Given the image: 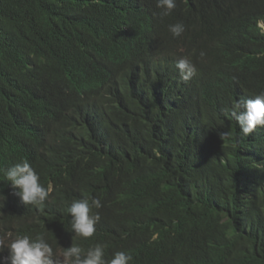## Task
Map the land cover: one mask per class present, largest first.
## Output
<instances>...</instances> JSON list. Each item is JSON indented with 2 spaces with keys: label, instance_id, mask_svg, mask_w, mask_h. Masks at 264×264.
Here are the masks:
<instances>
[{
  "label": "trees",
  "instance_id": "1",
  "mask_svg": "<svg viewBox=\"0 0 264 264\" xmlns=\"http://www.w3.org/2000/svg\"><path fill=\"white\" fill-rule=\"evenodd\" d=\"M160 12L156 0H0V235L44 232L58 252L103 243L131 264H264V128L244 135L230 115L264 90V0ZM25 159L51 188L43 210L4 180ZM86 197L103 205L90 239L67 212Z\"/></svg>",
  "mask_w": 264,
  "mask_h": 264
},
{
  "label": "clouds",
  "instance_id": "2",
  "mask_svg": "<svg viewBox=\"0 0 264 264\" xmlns=\"http://www.w3.org/2000/svg\"><path fill=\"white\" fill-rule=\"evenodd\" d=\"M161 9V17L171 15L177 6V0H156ZM264 26L263 22L261 23ZM264 30V29H262ZM173 37H179L185 31L183 23L169 25ZM204 53H201L203 56ZM180 77L187 82L197 72L195 64L188 58L177 61ZM230 115L239 125L244 135L253 133L258 127L264 128V90L252 98L239 99L232 105ZM227 135L222 133L221 136ZM4 180L10 183L13 194L25 205L43 210L49 199L51 188L41 183L40 175L28 160H21L3 169ZM103 205L98 198H81L73 200L67 208L71 217V232L75 237L90 239L96 234V225L101 216L98 211ZM73 239V237H72ZM106 245L95 243L87 248L79 243L63 248L62 252L54 249L44 232L16 233L0 235V253L7 250L2 257V264H131L133 256L123 250L115 251L111 258L106 257Z\"/></svg>",
  "mask_w": 264,
  "mask_h": 264
},
{
  "label": "rangeland",
  "instance_id": "3",
  "mask_svg": "<svg viewBox=\"0 0 264 264\" xmlns=\"http://www.w3.org/2000/svg\"><path fill=\"white\" fill-rule=\"evenodd\" d=\"M264 25V24H263Z\"/></svg>",
  "mask_w": 264,
  "mask_h": 264
}]
</instances>
